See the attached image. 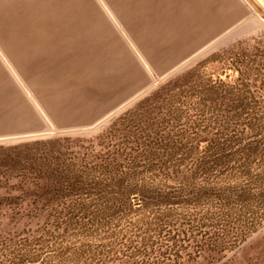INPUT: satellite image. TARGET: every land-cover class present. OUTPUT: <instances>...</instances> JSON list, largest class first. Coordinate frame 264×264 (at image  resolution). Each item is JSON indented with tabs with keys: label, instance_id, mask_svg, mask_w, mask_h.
<instances>
[{
	"label": "trees",
	"instance_id": "trees-1",
	"mask_svg": "<svg viewBox=\"0 0 264 264\" xmlns=\"http://www.w3.org/2000/svg\"><path fill=\"white\" fill-rule=\"evenodd\" d=\"M214 61L223 74L190 68L94 138L9 155L44 214L0 236V264H187L264 227V33Z\"/></svg>",
	"mask_w": 264,
	"mask_h": 264
},
{
	"label": "rangeland",
	"instance_id": "rangeland-1",
	"mask_svg": "<svg viewBox=\"0 0 264 264\" xmlns=\"http://www.w3.org/2000/svg\"><path fill=\"white\" fill-rule=\"evenodd\" d=\"M263 33L264 0H0V236L44 214L9 155L94 138L190 68L223 74L215 57ZM187 264H264V227Z\"/></svg>",
	"mask_w": 264,
	"mask_h": 264
}]
</instances>
